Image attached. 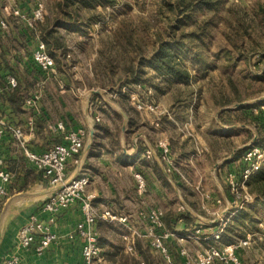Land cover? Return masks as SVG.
<instances>
[{
    "label": "rangeland",
    "instance_id": "1",
    "mask_svg": "<svg viewBox=\"0 0 264 264\" xmlns=\"http://www.w3.org/2000/svg\"><path fill=\"white\" fill-rule=\"evenodd\" d=\"M58 1L60 0H0V4L5 3L8 6L16 2L23 11L30 12L37 3H44L46 15L34 28L35 32L41 34V23L42 28L50 27L55 25L57 18H64L65 14L57 5ZM261 6L264 7V0H217L215 9L198 12L195 17L199 21L198 24L204 25L206 20L209 21L207 27L210 36L204 42L197 38L192 41L194 52L200 54V59L194 58L191 53L183 54L181 58L184 67L190 73L191 79L188 84H169L162 79L167 77L156 72L147 63L160 48V43L170 40L169 34L172 25L175 24L176 14L163 3V0H105L93 5L76 3L67 10L76 11L78 20L76 22L63 20V24H75L76 28L55 25L66 48L65 54L60 51L63 66L68 69L69 58L72 62L70 66L75 64L79 68L81 78L69 79L79 81L76 87L80 91L76 90V93L80 98H75L80 101L81 112L88 108L90 90L100 93V98H94L93 109L98 113L108 114L105 116L107 122L116 126V129H120L123 121L116 112L111 114V108H120L124 112L128 109L132 118L127 125V139L136 140L137 148L143 150L141 156L150 151L151 157L156 155L159 161L168 162L171 173L175 170L180 174L182 170L174 166L170 154L169 159L163 158L160 147L162 143H168L171 151L172 141L178 139L181 142L187 139L186 151H195V156L192 157L193 164L190 165L191 175L189 173L185 175L186 184L198 187H194L195 194L189 193L191 190L189 189L185 193L181 192V195H174L165 187H157L156 209L163 212V226H158L157 223V235L169 234L164 238L169 258L159 250L146 247V251L157 264H206V252L215 247L208 238L209 235L202 236L201 232H197L198 229L203 231V224H196L185 233L183 230L174 229L178 228L176 226L169 227L167 219L176 217L178 212H186L187 206L191 207L198 220L202 218L215 220L225 209L222 200L221 203L216 202L220 198L217 190L214 191L215 200H212L214 197L207 194L208 191L211 193V189L207 187L209 185L198 180L199 174H194L193 170L203 172L206 169L204 172L209 178L212 164L211 159L205 155L206 149L205 145L201 144L202 139L215 142L214 147L220 155L213 156L217 157L227 156L235 147L250 142L249 132L243 130L233 135L228 142L223 138L216 140L202 130L215 128V120L222 123L227 121L220 117V113L218 117L217 111L222 110V104L230 103L228 106H235L237 103L252 102L264 96V66L257 63V51L264 47V12ZM183 28L181 31L176 30L177 33L199 29L193 25H186ZM68 72L67 76L73 77V69ZM135 75L150 82L138 85L133 81ZM153 84H157L160 90L152 88ZM138 104L142 107H138ZM263 104V100H260L257 106L259 111L262 110L260 105ZM174 108L180 112L181 118L175 116ZM190 115L192 119L189 118ZM249 117H253L252 124L247 121L248 118L242 122L238 121L237 124L244 121L253 128L255 124H258L257 127L262 126L260 118ZM167 120L173 121L174 125ZM254 129L255 132H259L256 127ZM214 131L218 133L217 130ZM250 145L252 144L247 146ZM242 154L243 151L240 156ZM240 172L239 166L238 174H233L237 178ZM227 176L226 172L222 173V180L220 176L219 180L223 187L226 185L224 178ZM158 180L157 176V186L160 185ZM142 194L153 203L150 198L152 196L145 191L138 193L137 196H143ZM226 196L230 210L235 206L248 204L253 199L245 202V193L241 189L238 194L226 192ZM149 202L146 201L142 205L146 211L150 210L147 205ZM139 212L136 222H132V229L139 234L136 238L145 244L147 237L144 235L148 232L147 226L150 223L141 218ZM116 225L109 227V232L118 234L120 226L118 223ZM240 228L245 237L251 236L250 243L237 250L240 264H264V246L258 240L259 233L254 230L256 235L244 227ZM101 264H109V261L105 262L102 258ZM208 264L233 263L230 260L216 258Z\"/></svg>",
    "mask_w": 264,
    "mask_h": 264
},
{
    "label": "crops",
    "instance_id": "2",
    "mask_svg": "<svg viewBox=\"0 0 264 264\" xmlns=\"http://www.w3.org/2000/svg\"><path fill=\"white\" fill-rule=\"evenodd\" d=\"M17 4L16 2L8 6L5 3L0 4L1 15L12 24L7 32L1 31L2 33H0V110L2 116L11 124L20 126L25 130L28 145L36 152H43L62 141L63 132L54 127L58 122H64L68 129L84 128L86 130L84 148L79 156L81 166L76 165L72 159L69 160L67 175L69 177L78 175L89 177L86 193L94 196V205L100 213L109 210L118 216H127L125 221L98 218L95 228L99 234V242L103 241L104 243V246L100 244L103 252L111 244L120 243L123 245L124 254L129 256L131 262L136 260L139 264H157V261L146 251V247L152 248L147 240L144 242L145 244H142V240L139 241L136 238V250L134 252L127 250L128 242L124 239V235L133 232L132 222H136L138 212L144 210L142 205L146 201L149 202L145 195L142 194L143 196L139 197L137 194L145 191V193L152 196L150 198H152L153 203L149 202L147 204L149 209L157 208L155 204L157 187H165L169 190L168 192L174 195H181V192L185 193L189 189H191L189 193L195 194L194 187L196 186L186 184V174L191 175L190 165L193 164L192 157L195 156V151H186L188 149L187 139L181 142L178 139L172 141L170 158H172L174 166L181 168L182 172L179 174L174 170L171 173L170 168L168 169V162L159 161L156 155L149 158L145 155L141 156L143 150L137 148L136 140L134 138L127 139V125L132 118L128 109L124 112L120 108H111V114L116 112L123 121L120 129H116V126L107 122L105 116L108 114L98 113L97 110L93 109L94 98H100V93L90 90L88 92V108L81 112L80 101L75 98H80L76 93V90L80 91L76 87L79 81L69 79L81 78L78 66L73 64L71 67L72 62L68 58V69L66 70L63 66V61L61 63L57 61L56 72L51 76H44L38 70H35L36 67L32 64L30 55L42 38L40 33L35 32V29H31L24 24L19 26L16 23L17 19L9 15L11 7L17 6ZM72 69L74 75L68 77V71ZM12 71L19 72V87L27 92L25 101L18 106H15L9 99L13 88L7 84L6 74ZM162 79L169 84H188L191 78L188 81H180L178 78ZM167 79L170 80L167 81ZM158 90H160L159 86H157ZM70 95H74V97ZM35 97H37L36 100L28 103L29 99ZM262 97L252 100V102H240L235 106H228L230 103L222 104V110L217 111L218 117L220 113V117L227 121L222 123L215 120V128H206L205 130L202 128V131L207 132L210 137L216 140L223 138L224 141L228 142L234 137L233 135H237L243 130L249 132L250 142L248 144L255 143L258 132H255L254 128L258 129L259 127H257L258 124H255L254 128L250 125L253 123V119H251L253 117L249 116L256 117L260 113L257 104L260 100L264 101V99H261ZM245 104L255 105L247 110L238 109ZM174 109L175 116L181 118L180 112L176 108ZM98 116L100 120L96 119ZM189 118L192 119L191 115ZM245 118H248L249 125L244 121L242 124H237L238 121L242 122ZM30 120L34 122L33 128L29 127ZM167 121L174 125L173 121ZM205 123H208V121H205ZM203 127H205V124H203ZM214 130H217L218 133ZM116 131L119 132L116 133ZM201 144L205 145V155L211 159L212 168L209 172V178L204 172L206 169L203 172L195 169L193 173H198V180L209 185L207 187L211 189V193L208 191L207 194L214 197V191L217 190L220 198L216 202L221 203L222 200L225 209L215 220H205L204 218L198 220L191 207L187 206L186 212L195 217L194 224L187 225L181 219H174L171 221L170 227L176 226L178 228L174 229L183 230L186 233L194 225L201 223L206 226L203 231L201 230L202 236L209 235L208 238L212 242L217 241L211 238L213 232L219 229H222V233L226 232L225 228L233 221L237 208L243 206H235L231 210L228 208L229 201L226 192L228 194L233 191L232 185L227 184V180H229L227 174H238L240 151L248 144L235 147L229 151L227 156L222 157L213 156L219 154V151L214 147L215 142L202 139ZM148 145L150 146L149 143ZM179 148L182 150H179ZM157 164L163 174L162 176L157 171ZM0 171L9 172L11 175V180L6 184L9 195L0 196V263L15 248L16 234L19 228L33 214H36L49 224L51 231L56 234V240L42 254L37 253L35 244L22 250L20 264H83V244L80 236L76 233L77 225L83 220L82 200L76 201L72 206L57 213L44 211V203L54 191L53 187L42 172L25 156L23 146L11 133H6L0 140ZM225 172L227 176L226 179L224 178L226 187H223L219 179L221 176L222 180V173ZM137 174L143 175L145 179L146 186L142 189L139 187ZM157 176L161 186H157ZM165 179L167 183L164 182ZM246 192L249 193L247 186L244 193ZM252 198V201L248 204L263 203L262 200H258L254 196ZM212 200H215V197ZM256 219L262 230L256 231L259 233L258 240L264 246V217L256 216ZM116 223L119 224L120 229L117 232L118 234H113L114 232H109L108 228L115 227ZM214 228L216 229L214 230ZM249 232L257 235L255 231ZM231 236L233 237V235ZM102 258L105 262L109 261V264H118L105 255H102Z\"/></svg>",
    "mask_w": 264,
    "mask_h": 264
},
{
    "label": "built area",
    "instance_id": "3",
    "mask_svg": "<svg viewBox=\"0 0 264 264\" xmlns=\"http://www.w3.org/2000/svg\"><path fill=\"white\" fill-rule=\"evenodd\" d=\"M239 1V0H230ZM9 15L15 17L16 23L24 24L31 29H34L37 22L42 21L46 15V7L44 3L39 2L30 12L23 11L20 6H12ZM12 26L11 22L1 15L0 6V30L7 32ZM32 64L37 68L40 74L51 76L56 72V60L49 53L47 45L40 40L36 44L35 49L30 55ZM18 71L9 72L6 74L7 84L11 88L19 85ZM37 97L29 99L28 103L36 100ZM138 107H142L138 104ZM264 112V104L260 105ZM100 120L98 116L96 118ZM33 120H30L29 127L33 128ZM57 129L63 132L62 141L55 144L53 147L43 151L36 152L28 145L25 130L8 122L0 110V140L6 133H11L23 146L25 156L40 170L53 187L52 194L44 203V211L57 213L58 211L72 206L76 201L82 200L83 220L77 225L76 233L80 236L83 248V264H101L103 250L99 243V234L95 228V223L98 218L108 219L111 221H125L127 216H118L117 214L107 210L100 213L94 205V196L86 193V188L89 183V177L86 175L71 176L67 175L69 160H73L78 166H81L79 158L83 148L86 130L84 128L68 129L64 122L60 121L54 125ZM161 153L164 159H169L170 146L168 143L160 145ZM145 155V154H143ZM146 157H151V152H146ZM241 167L240 175L235 177L233 173L229 174V182L232 185V191L238 194L240 189L245 191L247 181L264 166V147L252 144L243 150V154L239 159ZM139 187H145V179L143 175L137 174ZM11 180L9 172L0 171V196H8L9 190L6 184ZM245 202H248L252 196L245 193ZM139 216L148 221V232L144 235L147 237L148 244L154 249L159 250L167 258L169 252L164 244V238L169 234L157 235L158 226H163V212L157 209L141 210ZM201 232V230H197ZM139 235L136 230L131 234L124 235L127 240V250L134 252L136 250V236ZM222 236V229L217 230L211 235V238L219 240ZM251 236L239 238L233 242L215 246L206 252L205 263H210L213 259L220 258L226 261H231L233 264H240L237 256V250L248 245L251 241ZM56 240V234L50 229L49 224L38 215L33 214L29 220L19 228L16 234L15 248L10 252L0 264H20L21 251L30 248L35 244L38 254H42L49 245Z\"/></svg>",
    "mask_w": 264,
    "mask_h": 264
},
{
    "label": "trees",
    "instance_id": "4",
    "mask_svg": "<svg viewBox=\"0 0 264 264\" xmlns=\"http://www.w3.org/2000/svg\"><path fill=\"white\" fill-rule=\"evenodd\" d=\"M105 0H60L57 5L64 12V18H57L55 25H65L66 28L74 29L75 24H63L65 22H76L78 20V14L76 11L67 10L68 7L75 5L76 3L84 5H93L97 2ZM163 3L169 6L170 9L176 14L175 24L172 25V31L170 32V40L162 41L160 43V48L149 58L147 61L148 65L151 66L156 72L158 71L162 76L167 78H178L180 81H188L190 78L189 71L184 67L181 60L183 54H193L194 58L200 59V54L196 51L193 46V39L197 38L204 42L206 38L210 36V30L207 25L208 20L205 21L204 25L198 24L199 21L195 18L199 11L213 10L217 7V0H163ZM264 12V7H260ZM41 26V38L46 43L49 53L57 61L61 63L60 51L66 53V48L62 42L60 36L58 35V30L54 26ZM193 25L199 27L198 30L192 31H178L183 30V26ZM186 28V27H185ZM180 29V30H179ZM178 30V31H176ZM0 33L1 30H0ZM1 36V34H0ZM258 59L257 63L264 66V47L263 49L257 51ZM229 59L230 56H229ZM37 71V68H35ZM13 72V71H12ZM137 74V72L135 73ZM170 79H167L169 81ZM136 84H146L150 80L137 77L133 78ZM157 91V84L151 86ZM27 92L19 87V85L13 88L10 92L9 99L15 105H21L26 99ZM264 102V101H263ZM260 103V102H259ZM259 103L257 105H259ZM255 104H245L240 106L238 109L247 110L254 107ZM260 118L262 126H260L258 132V138L256 139V145L264 147V114L260 110L257 114L256 119ZM243 151V150H242ZM240 151V152H242ZM157 171L163 175L157 164ZM167 183V180H164ZM248 187V192L252 197H256L258 200H262L261 204H242L243 206L237 208L236 215L233 221L225 228L226 232L222 233V236L217 241H212L214 246H221L229 242H233L237 237L244 236L243 231H240V227L246 228L248 231H262L260 226L257 224L256 216L264 217V166L258 172H256L246 183ZM183 220L187 225L194 224L195 217L189 212H178L176 217L170 219L168 218V225L171 226L172 220ZM204 227H206L204 225ZM202 227V228H204ZM231 233V234H230ZM207 235V234H205ZM233 235V237L231 236ZM101 240V239H100ZM104 246L103 241L99 242ZM101 246V247H102ZM102 255L107 256V258L116 261L118 264H139L136 260L131 262L128 255L124 254L123 245L120 243L111 244L108 249H106Z\"/></svg>",
    "mask_w": 264,
    "mask_h": 264
},
{
    "label": "water",
    "instance_id": "5",
    "mask_svg": "<svg viewBox=\"0 0 264 264\" xmlns=\"http://www.w3.org/2000/svg\"><path fill=\"white\" fill-rule=\"evenodd\" d=\"M261 99H264V97H262ZM252 144H254V143H252ZM247 147H248V146H245V147L243 148V150H245Z\"/></svg>",
    "mask_w": 264,
    "mask_h": 264
}]
</instances>
